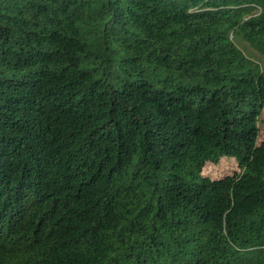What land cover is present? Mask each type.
I'll return each instance as SVG.
<instances>
[{
    "label": "trees",
    "instance_id": "16d2710c",
    "mask_svg": "<svg viewBox=\"0 0 264 264\" xmlns=\"http://www.w3.org/2000/svg\"><path fill=\"white\" fill-rule=\"evenodd\" d=\"M239 39L264 60V0H0V264H264Z\"/></svg>",
    "mask_w": 264,
    "mask_h": 264
},
{
    "label": "rangeland",
    "instance_id": "374dc122",
    "mask_svg": "<svg viewBox=\"0 0 264 264\" xmlns=\"http://www.w3.org/2000/svg\"><path fill=\"white\" fill-rule=\"evenodd\" d=\"M238 47L245 53V55L250 56L253 60L261 65L264 68V60L260 57V55L255 51L250 45H248L242 39L236 42ZM259 127H260V136L259 140L264 139V109L259 119ZM240 162L237 158H221V161L218 163H209L203 170V174L209 176L213 179L223 178L228 175H232L236 172H241Z\"/></svg>",
    "mask_w": 264,
    "mask_h": 264
}]
</instances>
